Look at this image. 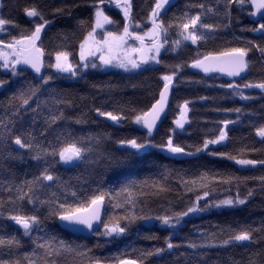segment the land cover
Here are the masks:
<instances>
[{
  "label": "trees",
  "instance_id": "16d2710c",
  "mask_svg": "<svg viewBox=\"0 0 264 264\" xmlns=\"http://www.w3.org/2000/svg\"><path fill=\"white\" fill-rule=\"evenodd\" d=\"M154 2L132 0L133 25L139 24L140 27L130 30L143 33L151 27L148 14ZM94 3L96 0H0L3 5L0 7V18L12 22L0 31V39L5 43L10 41L11 36L19 37L22 32H30L34 29V22H39L38 18L27 19L23 12L25 7L36 6L51 22L45 26L38 43L45 49L46 67L41 75L52 77L44 85L40 77L30 70L23 75L12 76L10 71L0 69V80L7 81L0 87V185L9 182L19 185L24 180H32L44 167L42 163L31 160L27 150L13 145L12 136L34 131L39 140L46 142L57 135L67 136L70 133L71 137L77 139H102L96 145V151L83 162L75 165L50 162V172L56 180L45 181L47 187L35 195L39 200H52L53 209L59 202L75 203L101 189L109 193L105 197L102 216L106 221L110 216L124 214L122 208L114 205L127 194L116 197V193L122 187L131 185V191L136 193L135 211L138 215H173L186 211L196 196L202 195L198 187L188 191L190 182L196 180L198 185L202 177L209 181L215 178V183L210 185L212 195L207 199L223 200L239 196L247 198L246 204L191 213L174 228L164 227L155 219L136 220L134 223L122 220L126 232L121 236L106 237L94 232L90 236L73 234L61 228L57 217L51 215L49 207L42 206L39 200L35 205L17 201L15 205L5 204L0 208L4 213L0 216V235H16L21 240L23 246L15 250V254L20 256L24 253L30 255L33 251L43 254V250L38 248L40 244H50L54 249L70 247L76 252L85 253L75 256L74 260L73 256L65 253L59 258L61 264H89L90 260L95 259H99L101 264H112L123 258L136 259L142 264H250V261L264 264V242H233L220 246L237 232L251 231L264 225V186L259 179L264 177V166H241L219 155L227 153L237 158L264 160V139L256 134L257 129L264 126V90L243 87L246 83L264 81V57L253 49L247 58L249 68L241 77L205 74L187 66L197 57V53L202 56L228 47H251L249 42L264 47V35L252 31L264 20H249L251 8L247 3L243 9L235 5L232 7L229 23L224 15L225 0H171L160 17L166 25H175L185 13L195 15L201 12L203 21L218 25V29L206 41L197 45L188 41L187 46H181L177 51L172 50V41L178 38L177 30L175 27L169 29L168 43L161 50L162 63L143 66L152 69L148 71L125 72L121 69L89 67L81 70L76 77H71L47 67L54 63L55 53L61 50L70 53L73 64L79 63V43L92 28ZM199 4H204L206 9L218 10L219 15L201 10L196 7ZM101 7L115 23L105 25V29L97 33L104 30L122 31L123 13L109 0H105ZM57 8H63L65 12L55 13ZM176 64L184 67L174 79L165 117L149 136L141 125L132 122L134 111L150 107L163 85L161 76L171 71L166 65ZM229 83L240 87L234 91L227 87ZM30 86L39 91L31 96L28 105H21L18 97L21 92L27 94ZM241 93L249 99H242ZM185 101L189 102L188 121L181 129L174 122L179 118L180 106ZM96 109L127 118L119 122L109 121L100 116ZM235 109L241 111L236 112ZM61 112L65 119L57 121L41 136V130L46 127V118ZM77 120L81 122L77 123ZM224 120L232 123L224 128L221 123ZM5 125L10 131H6ZM221 128L227 132V139L197 153L196 148L202 147L205 139L218 136ZM169 136H172L175 144L184 147L186 153L194 155H173L161 147H149L133 155L135 150L118 143L123 139L136 138L141 143L148 139L154 145H164ZM105 157H111L114 162ZM228 177L234 178L231 183L221 182ZM185 182H189L188 185ZM250 190L253 195L248 197ZM72 192H76L77 197H73ZM8 196L9 193L0 187V200L7 201ZM204 204L205 200H201L200 206L204 207ZM16 212L40 217V224L30 236H23L19 225L6 218L9 213ZM97 231H104L102 224ZM256 235L254 233V237ZM169 237L175 245L173 249L166 247ZM190 243L217 246L193 249L188 247ZM160 248L165 250L157 254L156 249ZM7 251L4 249V252Z\"/></svg>",
  "mask_w": 264,
  "mask_h": 264
},
{
  "label": "snow or ice",
  "instance_id": "6c2138e0",
  "mask_svg": "<svg viewBox=\"0 0 264 264\" xmlns=\"http://www.w3.org/2000/svg\"><path fill=\"white\" fill-rule=\"evenodd\" d=\"M109 3L114 4L120 12L123 13V27L122 31H109L104 30L102 33H97V29H105V25H112L115 21L106 14L105 8L101 5L105 4V0H96L94 3V22L92 24L91 31L87 32V35L79 43V63L73 64L70 60V53L68 51H57L55 53V62L47 65L49 68H53L57 73H67L71 77H76L81 70H86L89 67L96 69L98 67H115L124 70L125 72H132L135 70L148 71L152 70L143 66L146 65H159L162 63L161 50L165 48V44L168 43L167 36L169 29L175 27L177 30V39L172 41V50L177 51L181 46H187L186 42L190 41L192 45H197L198 42H203L213 35L218 29V25L205 23L203 21L202 13L198 12L195 15L184 14V17L175 25L165 24L160 18L162 11L165 10V6L169 5L170 0H155L151 11L148 14V22L151 27L141 33L140 31L130 30L131 28H139V24L133 25V3L132 0H109ZM251 8L249 15L256 16L259 14L260 19L264 20V0H225L224 3V15L225 18L231 22V10L235 5L240 9H243L245 4ZM0 7H3L0 4ZM196 7L204 10L205 12L214 13L219 15L218 10L213 8H205L204 4L196 5ZM55 13H64L65 9L57 8ZM23 12L27 17L38 18L39 22H34V29L30 32L21 33L19 37L11 36L9 42L5 43L3 39H0V67L8 69L12 76L23 75L25 71L30 69L33 73L40 77L42 83L47 85L52 79L51 76H42V69L46 67L44 56L45 49L38 43L41 41V33L45 29V26L51 22L45 19L42 12H40L36 6L25 7ZM71 15L70 12L67 13ZM12 23L9 20L0 18V31L4 30V26ZM83 23V22H81ZM19 27L18 25H14ZM203 29L204 31H201ZM253 32H260L264 35V23H259L258 27L252 29ZM98 36L100 38H98ZM130 41L138 43H130ZM251 47H228L218 52H207L202 56L197 53V57L191 61L187 66L192 69H199L205 74L213 72L225 73L230 77L240 76L249 68V53L255 49L262 57H264V47L258 44L249 42ZM167 51V50H166ZM99 61V63H96ZM18 66H26L20 67ZM171 71L167 74H163L161 79L163 81V88L159 92V98L147 108V110H141L139 112L134 111L132 122L137 125H142L147 129L149 136L153 132V129L157 125V121L160 119L161 114L164 113L165 107L168 103V97L171 87L173 86L174 79L179 71L184 67L182 64L166 65ZM7 81L0 80V87H3ZM228 88L238 89L239 85L227 84ZM244 88H258L264 90V81L259 83H246ZM39 91L38 88L30 86L27 89V94L21 92L18 99L21 101V105H28L31 96L36 95ZM242 99H249V97L240 94ZM201 99H206L202 97ZM189 102L185 101L180 106V116L175 120V124L178 128L183 129L185 123L188 121ZM100 116L107 117L109 120L119 122L122 119H126L122 115L114 114L111 111L105 112L100 109H96ZM236 112H240V109H235ZM65 119L64 114H53L49 118H46V127L41 130L40 135L44 136L52 125H55L57 121ZM77 123L81 121L77 120ZM224 128H227L228 124L232 121H221ZM6 131L7 125L4 126ZM221 128L219 135L214 139H205L202 147L196 148V152H202L208 149L209 145L220 144L227 139V132ZM256 134L264 139V126L257 129ZM69 133L67 136L63 134L55 136L53 139L45 141L39 140L34 131H26L22 134L14 135L11 138V143L18 146L20 150H27L31 160L37 162V164H43L44 167L39 172V175L34 176L32 180H24L19 185L12 182L2 184L0 187L7 193H9L7 201L0 200V208L5 204L15 205L17 201H27L29 204L35 205L39 200V197L35 193L47 185L44 183L54 182V177L50 168L52 163H63L75 165L77 162H83L88 159L91 154L96 151V145L101 142V137H89L87 140L84 138L71 137ZM95 141V144H93ZM121 146H127L128 148L135 150L132 154L139 153L141 150H145L149 147H161L165 148L169 153L194 155V153H186L185 148L175 144L172 136H169L166 144L154 145L150 140L145 139L143 143L139 142L136 138L123 139L118 142ZM216 155V153H210ZM220 156L226 157L228 160H234L237 165L241 166H253L257 164L264 166V160L244 159L237 158L236 156L219 153ZM21 158L22 155H21ZM111 161V157H105ZM234 178L228 177L222 179L223 183H231ZM261 185L264 186V177H260ZM189 182H185L188 185ZM215 183V178L209 181L206 177H202L200 183L197 185L196 180L190 182L191 186L188 187V191H192L193 188L198 187L202 192L196 196V200L191 203L186 211L175 213L173 215H162L152 217L149 215H138L136 209V193L131 191V185H126L116 193V197H120L126 193L123 200H117L114 205L117 208H122L124 214L121 216H110L106 221L101 217V208L104 205L105 197L109 195L108 192L97 189L94 194L87 197L84 200H79L75 203L59 202L53 209L51 207L52 200H39V203L44 206L47 205L50 210V214L57 217L59 221L63 222L65 227L74 228L77 231H83L87 229L89 232H94L96 235H102L106 237L121 236L126 232V226L121 224V221H127L128 223H134L136 220H151L155 219L160 224L167 228L176 227L181 220L191 213L206 211L211 208H234L240 205H245L247 198L228 197L223 200H210L207 199L212 195L210 185ZM163 190V189H161ZM14 193V195H13ZM73 197H77L76 192L71 193ZM253 195V191L248 192V197ZM115 199V197H114ZM205 200L204 207L200 206V201ZM4 213L0 211V216ZM8 220L14 221L16 225H19L23 230V236H30L33 229L40 224V217L38 215L24 214L16 212L15 214L9 213L6 217ZM102 224L104 231L101 233L94 228V225ZM254 233H257L254 237ZM235 243L242 242H264V225L260 228H254L251 231L244 230L235 233L230 236L228 240L223 241L220 246H228ZM21 240L16 235L5 237L0 235V264H61L60 257L67 253L70 256H83L85 253L76 252L70 247L53 248L50 244L38 245V248L43 250V254H38L33 251L30 255L24 253L22 256L15 254V250H19L22 247ZM217 245L190 243L188 247H209ZM167 249H173L175 245L171 243V238L166 241ZM7 249V252H4ZM165 249H156V253H162ZM90 251V250H89ZM151 254V253H149ZM89 264H101L99 259L90 260ZM118 264H142V261L136 259L123 258L119 259ZM250 264L254 262L250 261Z\"/></svg>",
  "mask_w": 264,
  "mask_h": 264
},
{
  "label": "water",
  "instance_id": "95a60500",
  "mask_svg": "<svg viewBox=\"0 0 264 264\" xmlns=\"http://www.w3.org/2000/svg\"><path fill=\"white\" fill-rule=\"evenodd\" d=\"M170 1H171V0H170ZM166 6H167V5H166ZM166 6H165V7H166ZM250 11H251V10H250ZM26 17H27V16H26ZM259 18H260L259 14L256 15V16H251V15L248 14V19L251 20V21H257ZM27 19H28V20H33L34 18L27 17ZM190 63H191V62H190ZM190 63H189V64H190ZM23 67H26V66H23ZM189 69L194 70V71H197V72H201V73H203V72L200 71L199 69H192V68H190V67H189ZM28 70H30V69H28ZM30 71H31V70H30ZM213 73L227 75V74H225V73H221V72H213ZM244 73H245V72L241 73L240 76H237V77H241V76H243ZM162 88H163V85H162V87L160 88V90H162ZM160 90H159V92H160ZM171 90H172V87H171L170 92H169L168 103H167V105H166V107H165V111H164V113L161 114L160 119L157 121V125H156V127L158 126V124L160 123V121H161V120L165 117V115H166L167 108H168V105H169V100H170ZM159 92H158V96H157L156 99L159 98ZM156 99H155V100H156ZM154 102H155V101H154ZM154 102H153V103H154ZM104 118L107 119V120H109L107 117H104ZM109 121H111V120H109ZM141 126H142V125H141ZM156 127L153 129V131L156 129ZM142 128H143L144 130L147 131V129L144 128L143 126H142ZM104 207H105V204H104V205L102 206V208H101V217L103 216ZM57 223H58V225H59L61 228L66 229V230L70 231V232L73 233V234H79V235H82V236H90V235H92V233H93V232H89L87 229H85V230H83V231L81 232V231H77V230H75L74 228H68V227H65L64 224H63V222L59 221L58 218H57ZM100 226H101V224H97V225H94V228H96V230H98V229L100 228ZM19 227H20V226H19ZM112 264H118V261H117V262H114V263H112Z\"/></svg>",
  "mask_w": 264,
  "mask_h": 264
},
{
  "label": "rangeland",
  "instance_id": "374dc122",
  "mask_svg": "<svg viewBox=\"0 0 264 264\" xmlns=\"http://www.w3.org/2000/svg\"><path fill=\"white\" fill-rule=\"evenodd\" d=\"M98 30H100V29H97V31ZM91 31V30H90ZM87 35V34H86ZM85 35V36H86ZM98 38H100V37H98ZM130 43H133L132 41H130ZM136 43H138V42H136ZM54 62H55V57H54ZM0 64H2V62H0ZM119 69V68H115V67H105V68H101V69H103V70H107V69ZM0 69H2V70H4V71H9L8 69H5V68H3V67H0ZM122 70V69H121ZM163 150H166L165 148H162ZM167 151V150H166ZM196 213H198V212H196ZM193 214H195V213H193Z\"/></svg>",
  "mask_w": 264,
  "mask_h": 264
}]
</instances>
